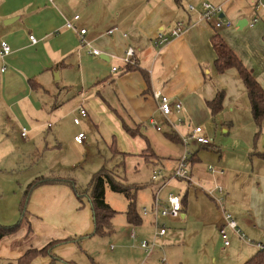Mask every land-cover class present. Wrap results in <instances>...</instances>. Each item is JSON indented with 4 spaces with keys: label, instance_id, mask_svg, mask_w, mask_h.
Here are the masks:
<instances>
[{
    "label": "crops",
    "instance_id": "obj_1",
    "mask_svg": "<svg viewBox=\"0 0 264 264\" xmlns=\"http://www.w3.org/2000/svg\"><path fill=\"white\" fill-rule=\"evenodd\" d=\"M204 1L221 5V17L230 19L232 25L214 28L213 21L201 20ZM255 1L0 0V40L11 47L0 59V67L6 66L0 71V158L16 156L15 151L23 156L38 150V141L43 143L40 157L62 148L65 142L81 145L86 139L83 124L101 132L102 125L112 127L113 155L123 154L125 163L128 156L142 157L154 162L152 171L162 168L170 174L186 150L189 161L192 156L190 178L178 179L177 187L167 189L166 178L156 180L165 181L160 186L151 183L152 201L142 207H151L158 189L161 199L173 193L182 204L178 217L158 218L166 232L156 238L151 251L140 243L153 238L154 215L142 214V207L138 209L135 203L139 219L131 223L127 207L119 219L113 209L108 234L116 245L110 244L106 264H245L264 256L256 246L264 244V119L257 127L238 71L233 67L217 70L211 41L219 36L264 90V21L247 25ZM188 4L195 11H189ZM74 14L79 15L75 26L86 29L85 38L103 52L101 56L89 54L79 44L77 32L64 26ZM8 19L11 21L4 23ZM177 21L184 22L186 30L156 45V35H168ZM109 29L113 32L107 34ZM29 35L36 37V43H31ZM127 46L134 48L136 62L130 65L134 69L123 73L126 66L118 57ZM110 55L116 57L108 59ZM112 65L120 70L112 72ZM156 91L168 96L171 103L180 102V112L165 118L158 110ZM219 91L223 92L222 108L212 115L207 102ZM80 107L86 116L75 124L73 118ZM158 120L167 125V132L160 133ZM210 121L220 124L225 134V138L216 136L222 150L212 141L208 146L196 142L192 146V140L187 147L183 145L182 138L195 126H201L206 136L210 134L204 125ZM48 132L51 137L47 138ZM78 132L85 134L82 143L74 140ZM172 143L180 146L179 152L175 153ZM171 156L176 165L168 167L164 162ZM209 162L215 169L209 166V170ZM10 168L16 170L17 165ZM68 170V164L49 159L46 172L50 173L34 179H70L79 186ZM15 182L10 185L17 189L14 200L4 203L0 191L2 225L20 220V204L30 182L25 188ZM218 185L224 189L221 195L214 190ZM226 214L235 221L238 232L227 225ZM24 216L27 224L0 240V264H19L28 251H37L53 240L63 242L33 255L28 264H99L87 253L93 250V237L101 236L94 233L90 204L85 197L79 199L67 182L35 187L28 195ZM222 228L227 245L220 234ZM84 243L85 249L81 247Z\"/></svg>",
    "mask_w": 264,
    "mask_h": 264
},
{
    "label": "rangeland",
    "instance_id": "obj_2",
    "mask_svg": "<svg viewBox=\"0 0 264 264\" xmlns=\"http://www.w3.org/2000/svg\"><path fill=\"white\" fill-rule=\"evenodd\" d=\"M70 120L72 123V116H70ZM157 123L162 127L163 132H167L168 128L167 125L162 123L160 120L157 121ZM207 129L210 130V134H207V137L212 141V145L215 143V146H219L222 150V147L220 144H217L216 142V136L220 138H225V134L223 133V130L220 129V124L210 121L207 124H204ZM84 132L86 133V139L84 140V143L81 145H76L71 142H65L63 144V147L58 149L55 148L54 151L51 153L44 154L43 157H40L39 155L42 153L43 149V143L39 142L38 150H31L21 156L20 151H15L14 153L16 156L13 157H7V158H0V167L7 169V172L0 170V191L2 192V200L3 202H10L14 200V197L12 196L13 191H17L16 187L11 188L10 185L14 183V181L18 182L17 186L20 184L23 188L27 185L28 182H30L32 179L39 175H46L50 172H46V169L48 167V161L49 159L51 161L61 160L62 163L68 164L69 168L71 170L70 173L74 175L77 179L78 185L85 184L89 178L90 174L94 171H96L100 166L104 165L107 167H112L117 160L119 161L118 157L119 155H113V152L110 149V143L113 142L112 136V127H109V125H102L100 130L94 129L93 127H85L83 124ZM110 130V134L104 135V133L107 130ZM49 137H51V134ZM160 133L156 132L157 136H160ZM155 134V133H154ZM153 135V134H151ZM119 137V136H118ZM227 140V139H222ZM32 141H30L31 143ZM33 143H36L33 141ZM18 146H20V142H16ZM114 144L118 148V140H115ZM190 144L193 146L195 142L191 141ZM32 145L29 144L28 148H30ZM23 147V146H22ZM172 147L175 149V153L180 151V146L176 143H172ZM19 148V147H17ZM16 148V150H17ZM21 148V147H20ZM202 151V150H200ZM216 156H219V153L217 151ZM229 157V156H227ZM126 163H125V169H124V176L125 180L129 184H134L138 187L136 191V198L135 203L137 205V208L142 207L143 205L148 206L151 199V189L152 185L151 183L157 184V186H160L165 181H151V174H152V167L151 165L154 164V162H145L142 160V157H132L128 156L126 157ZM166 165L169 164L168 167L172 165H176L175 163V157L171 156V159H165ZM71 163H74V165L71 167ZM14 164L17 165L16 170L13 168L11 170L10 167H12ZM189 166L191 168V160L189 163ZM205 165L203 164V167ZM207 167L211 166L213 169H215L213 163L206 164ZM175 167V166H174ZM206 168V167H205ZM169 169V168H167ZM161 170H163L161 168ZM164 171V170H163ZM165 172V171H164ZM168 173V172H165ZM166 184L167 189L168 188H175L177 187L178 183L181 182L178 179H171ZM15 182V183H16ZM104 197L106 202L109 204V206L112 209H115L118 211L116 213V218H122L123 217V211L127 207V198L122 194L118 192H114L110 190L108 187L105 188L104 191ZM16 221V220H15ZM123 223V222H122ZM95 239L93 246V250H90L88 255H91L94 260L99 264H106V256L105 254L111 253L110 244L113 246L116 245V242L114 240V237L112 234L102 235L100 237H93ZM81 247H86V244H82ZM85 249V248H84ZM93 251H95V254H91ZM98 255V256H97Z\"/></svg>",
    "mask_w": 264,
    "mask_h": 264
},
{
    "label": "trees",
    "instance_id": "obj_3",
    "mask_svg": "<svg viewBox=\"0 0 264 264\" xmlns=\"http://www.w3.org/2000/svg\"><path fill=\"white\" fill-rule=\"evenodd\" d=\"M211 41L212 46L217 55V58L215 59V65L217 70L219 72H222L228 68L233 67L238 71L239 77L241 78L246 89L253 120L256 123L257 127H259L261 125L262 120L264 119L263 88L258 84L251 72L242 65L240 60H238L232 50L219 36L214 35ZM132 69H134V67L128 65L123 70V73ZM222 99L223 92L219 91L212 100L207 102V105L212 115L216 114L222 108ZM125 129L126 131H130L128 127H125ZM133 131H135V129ZM119 157V161H117L116 164H114L112 167L101 166L98 170L93 172L88 183L85 186H77L76 183L70 179L60 178L38 177L31 181L24 191V196L20 204V220H18L15 224L12 225L0 224V240L4 237L10 236L22 225L27 224L24 214L28 195L35 187L46 183L67 182V184L74 190L76 196L79 199L85 197L88 203L90 204V209L94 221V233L98 235H106L110 233V231H112L111 218L114 215L115 211L105 201L104 191L106 187H108L114 192L122 193L127 198L128 205L127 210L125 212L126 216L131 223L138 222L139 217L136 212L135 205V194L138 187L134 184H129L126 182L124 176V155L121 154ZM62 242L63 240H53L37 251H28L19 260V264H28L33 255L37 253H46L48 248ZM245 264H264V256H255L249 259Z\"/></svg>",
    "mask_w": 264,
    "mask_h": 264
},
{
    "label": "built area",
    "instance_id": "obj_4",
    "mask_svg": "<svg viewBox=\"0 0 264 264\" xmlns=\"http://www.w3.org/2000/svg\"><path fill=\"white\" fill-rule=\"evenodd\" d=\"M52 1V0H50ZM201 11L199 12V18L204 21H213L214 28H222V27H229L232 25V21L230 19L224 20L221 17L222 14V6L221 5H214L209 2H202ZM189 11H195V7L191 4L187 6ZM254 12L250 19L247 21V25L249 27H253L258 21H264V1L263 0H256L253 4ZM79 19L78 14H74L71 19H68L64 22V26L68 29H73L78 34V42L81 46L87 49V52L93 56H101L103 54L98 48H95L91 45V41L85 38L86 29L85 28H78L75 26L74 21ZM187 26L182 21L175 22L174 26L169 31L168 35L163 33H158L156 35L155 44L156 45H163L165 44L170 38H174L182 34L186 30ZM113 29H109L106 33H112ZM29 39L31 43H36L37 39L33 35H29ZM262 41L264 43V33L262 36ZM11 52L10 45L5 40H0V59H4L9 53ZM115 55L108 56V59H114ZM124 66L133 65L136 62L135 59V51L132 46H127L123 53L118 57ZM6 69L5 65H1L0 71H4ZM120 69L118 65H112L111 71L118 72ZM154 97L158 100V110L160 113L167 118L172 112H180L181 103L174 102L171 103L168 96L161 94V92L156 91L153 93ZM78 115L73 118V122L78 124L80 122V117L86 116V110L83 107L78 108L77 110ZM156 129L159 130L160 127L156 126ZM21 135H25V129L23 128ZM85 138L84 132H78L74 136V140L77 143H82ZM192 140L201 145H211V140L204 134L203 128L201 126H195L186 137L182 138L183 145L187 147L189 141ZM188 151L186 150L184 154L179 158L177 161V165L170 174H165L161 169H154L152 171L151 178L152 180L156 181L157 179L166 178L167 180L170 179H189L190 178V166H189V158H188ZM212 168L209 167V170ZM220 195L223 193L224 189L222 186H216L215 189ZM159 189L156 191L154 195V200L150 208L142 207L141 212L142 214H146L148 212L152 213L155 218V230L153 234V238L151 240H142L140 246L147 250L148 252L152 250L155 245V240L157 237L163 236L166 232V227L162 223L158 221L159 217L171 216V217H178L182 210L181 199L177 194L170 193L167 197L163 200L159 197ZM225 220L227 225L232 228L236 229V223L231 218L229 214L225 215ZM238 232L239 229H236ZM220 234L222 239L224 240V244H228L227 235L225 230L222 228L220 229ZM256 246L264 251V244H256Z\"/></svg>",
    "mask_w": 264,
    "mask_h": 264
},
{
    "label": "water",
    "instance_id": "obj_5",
    "mask_svg": "<svg viewBox=\"0 0 264 264\" xmlns=\"http://www.w3.org/2000/svg\"><path fill=\"white\" fill-rule=\"evenodd\" d=\"M8 21H11L10 19H8V20H5V22L4 23H6V22H8Z\"/></svg>",
    "mask_w": 264,
    "mask_h": 264
}]
</instances>
